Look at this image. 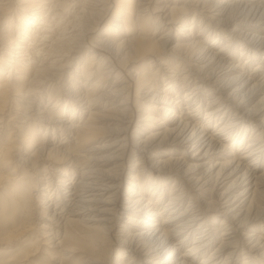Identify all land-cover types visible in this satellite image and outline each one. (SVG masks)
I'll return each instance as SVG.
<instances>
[{"label":"bare ground","instance_id":"6f19581e","mask_svg":"<svg viewBox=\"0 0 264 264\" xmlns=\"http://www.w3.org/2000/svg\"><path fill=\"white\" fill-rule=\"evenodd\" d=\"M81 2L78 43L26 99L51 0H0V244L35 229L25 260L264 264V0Z\"/></svg>","mask_w":264,"mask_h":264},{"label":"clouds","instance_id":"9594fccd","mask_svg":"<svg viewBox=\"0 0 264 264\" xmlns=\"http://www.w3.org/2000/svg\"><path fill=\"white\" fill-rule=\"evenodd\" d=\"M88 6L81 0H51L47 19L36 29L37 48L24 85V97H34L59 58L78 43L87 19Z\"/></svg>","mask_w":264,"mask_h":264},{"label":"rangeland","instance_id":"374dc122","mask_svg":"<svg viewBox=\"0 0 264 264\" xmlns=\"http://www.w3.org/2000/svg\"><path fill=\"white\" fill-rule=\"evenodd\" d=\"M9 15V14H8ZM12 18V14H10V16L7 18V20ZM7 20H2L0 21V32H3L4 27H6L9 23ZM16 25V22L14 24V26ZM14 101V103H12L9 107V110L4 114V116L6 117L5 119V126H4V131L7 132L8 130H18V129H22L21 125H19L18 121H20L21 115L19 114V107H21L22 105H19V101L18 98L17 99H12ZM47 98L43 100V103L46 104L47 102ZM14 116V117H13ZM13 117V119H11L10 122L9 118ZM8 122V123H7ZM33 129V128H31ZM41 134H43L44 132H40ZM36 135L40 136L39 133H37ZM8 174V173H6ZM9 188V185H7ZM13 188V187H12ZM3 191H1L0 193L2 194L3 192H5L4 189H2ZM34 193L32 191L33 195V199L35 200L34 202H37L38 200H40L39 198H35L34 197ZM2 197H6L4 195H1ZM189 201V199L187 200ZM187 201L184 204L185 208L187 206ZM1 206V205H0ZM42 211V207L41 206H34L33 207V223H37V217L38 214ZM213 215V214H211ZM32 233L27 234V236H21L18 240L13 241L12 243H8V244H0V262H6L8 260H11L9 262V264H50L51 262H53V260H55L58 256L59 253L55 250H51L48 249L46 250V252H41V250L38 251L37 255H35L34 257H32L31 261H29V259L25 260L24 255L26 253H28L30 250L34 249L37 247L38 243H34L35 240L33 238V236L36 234L35 229L33 231H31ZM35 233V234H34ZM31 234V235H30ZM34 240V241H33ZM190 246V244H187L186 247L183 249H187ZM41 247V245L38 246V249ZM45 247V246H44ZM43 249V248H42ZM47 254V255H46ZM115 255V252L113 253Z\"/></svg>","mask_w":264,"mask_h":264}]
</instances>
